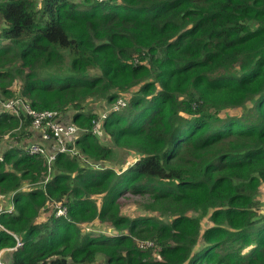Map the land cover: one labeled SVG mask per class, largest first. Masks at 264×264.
Here are the masks:
<instances>
[{"label":"trees","instance_id":"obj_1","mask_svg":"<svg viewBox=\"0 0 264 264\" xmlns=\"http://www.w3.org/2000/svg\"><path fill=\"white\" fill-rule=\"evenodd\" d=\"M0 94L77 126L48 168L31 117L0 112L9 264H264V0H0ZM117 150L137 158L96 168Z\"/></svg>","mask_w":264,"mask_h":264},{"label":"built area","instance_id":"obj_2","mask_svg":"<svg viewBox=\"0 0 264 264\" xmlns=\"http://www.w3.org/2000/svg\"><path fill=\"white\" fill-rule=\"evenodd\" d=\"M124 101L118 98L114 106H123ZM2 109L4 111L12 112L15 115L19 114V111H23L25 114L31 117V128L35 129L40 134V138L45 141L50 137H54L57 142V147L54 150H48L46 146L38 141L30 140L29 142L23 143L21 149L26 155H38L44 158V162L49 168L52 164L55 156L58 152L72 153L74 147L67 148L64 144L65 138H72L77 132V126L70 121H62L59 119L57 112L52 110H35L30 107L29 103L17 96L12 99H8L2 103ZM3 155L0 149V160ZM53 206L54 215L65 214L66 208L59 203H51ZM13 206L8 205L3 210L0 208V214L4 211H12ZM16 245H21V242L16 238ZM13 249V248H12ZM0 264H8L4 261L0 255Z\"/></svg>","mask_w":264,"mask_h":264},{"label":"rangeland","instance_id":"obj_3","mask_svg":"<svg viewBox=\"0 0 264 264\" xmlns=\"http://www.w3.org/2000/svg\"><path fill=\"white\" fill-rule=\"evenodd\" d=\"M9 88H12L13 91L15 93H18V83L17 81H14L13 83H11L9 85ZM17 96V94H14V97H7V98H3L2 95L0 94V112L3 111L2 109V103L5 102L8 99H12L15 98ZM122 101H126V98H121ZM116 100L111 102L110 104H108L106 102L105 99H90L88 100L85 105H88V108L90 107L91 110L95 111L96 113H99L100 118H104L105 115H107L109 113V111L113 110V109H120L121 106H114ZM70 118V117H69ZM68 120V118H67ZM69 121V120H68ZM104 138V139H103ZM69 138H65L64 140V144L67 142ZM11 140V141H10ZM101 140L103 142L107 141V138L105 137H101ZM21 141V140H20ZM45 142H50L51 145L46 144ZM16 140H14L9 134H4L3 136L0 137V148H4L6 146H17ZM43 143H45L44 145L46 146V148L48 150H54L57 147V142L55 140L54 137H50L47 140L43 141ZM137 158V156L133 153H129V152H123L122 150H117V153L115 155V157L113 158V161H111L110 163L108 162H100V163H96L97 165L96 168L98 167H103L107 164H109V166L114 167L115 169L119 170L120 168L124 169L125 167H127L131 162L135 161ZM127 198V196H121L120 197V202H122L123 200H125ZM129 203L126 204L125 206H123L122 209L124 213H127L131 216H136V215H141V214H146V212H144L141 207H139L138 205H136L135 203L132 202L131 199L127 200ZM1 204H6L5 200H0ZM58 203V202H55ZM254 209L260 213H264V185H261L259 187L258 193L255 196V204H254ZM53 210V206L51 203H49L46 208L44 209V214L41 217H44L46 215L50 216L52 214ZM202 228L207 226L209 224V221L207 218H204L202 220ZM83 225V224H81ZM88 226L94 227V229H96V225H92L90 226L88 224ZM88 226H84V228H88ZM98 229L103 230V232H106L107 234H111L110 231H112L111 229H109V227H105V225H98L97 226ZM115 235V234H112ZM143 244V243H141ZM155 244H151V248L153 249V252L155 253ZM11 252V248H1L0 249V255L2 256V258L4 259L5 262H7L9 264V260L6 258V255H10ZM99 264H104L103 259L99 258L98 260ZM97 262L95 264H98Z\"/></svg>","mask_w":264,"mask_h":264},{"label":"crops","instance_id":"obj_4","mask_svg":"<svg viewBox=\"0 0 264 264\" xmlns=\"http://www.w3.org/2000/svg\"><path fill=\"white\" fill-rule=\"evenodd\" d=\"M33 129V128H32ZM33 131H34V133H36V135H35V137H33L36 141H38V142H41V143H43V140L40 138V134H39V132H37L35 129H33ZM30 141V140H29ZM28 140H26V143L27 142H29ZM46 144H49V145H51V143L50 142H45ZM45 143H43V144H45ZM42 216V215H41ZM40 216V214L38 215V220H42V219H46V216L48 217V215H46V216H44V217H41ZM11 250H13L12 248H11ZM10 255H11V252H10ZM10 255H6L7 257V259L8 260H10Z\"/></svg>","mask_w":264,"mask_h":264}]
</instances>
